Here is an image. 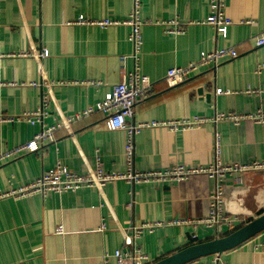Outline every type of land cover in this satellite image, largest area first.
<instances>
[{
    "label": "crops",
    "instance_id": "obj_1",
    "mask_svg": "<svg viewBox=\"0 0 264 264\" xmlns=\"http://www.w3.org/2000/svg\"><path fill=\"white\" fill-rule=\"evenodd\" d=\"M133 0H0V156L21 146L42 130L40 124L19 120L49 98L51 113L45 125L63 123L94 108L120 84L124 72L135 68L131 28L124 24ZM233 24L226 36L204 21L211 0H142L143 45L141 73L150 81L148 97L135 108L134 122L212 118L219 112L249 114L264 109V0H225ZM87 20L121 22L102 28L80 25ZM172 22L184 32L169 34ZM50 55L37 59L35 52ZM234 48L236 58H223L217 67H201L183 83L170 86V69L196 62L202 53ZM127 58L125 61L123 58ZM36 84V85H33ZM217 89L229 95H217ZM256 90L257 93H249ZM219 132L222 161L245 163L264 159V125L244 121L209 122L194 130L174 133L168 128L142 131L135 140L136 165L142 171L164 170L178 164L207 166L214 159ZM126 132L110 130L106 115L93 112L58 129L55 141L36 153H26L0 165V189L10 191L55 169L58 165L85 175L99 168L107 173L127 165ZM237 175L225 184L234 186ZM253 186L235 190L230 209L248 213L221 235L204 225H168L172 220L199 221L210 209L216 183L206 175L186 181L132 186L108 183L103 192L0 199V264H116L114 254L125 247L132 225L163 222L145 231L138 246L155 264L190 246L225 237L264 214V172L251 175ZM132 204V206H130ZM61 230V232L58 231ZM264 231L243 244L200 259L221 264H264ZM108 256L107 258H105Z\"/></svg>",
    "mask_w": 264,
    "mask_h": 264
},
{
    "label": "built area",
    "instance_id": "obj_2",
    "mask_svg": "<svg viewBox=\"0 0 264 264\" xmlns=\"http://www.w3.org/2000/svg\"><path fill=\"white\" fill-rule=\"evenodd\" d=\"M225 0H211V12L208 17L201 22L192 24L211 25L216 29L218 35L226 36L228 28L233 24L232 20L225 14ZM142 0H133V7L128 19L124 22L131 28L129 39L133 44L134 53L132 58L135 61V68L131 72H124L119 85L115 86L103 100L98 102L94 108H89L80 114L66 118L63 123L45 125L51 113L49 98L42 101L40 108L33 112L24 113L19 120H24L29 124H40L42 130L37 133L32 140L9 150L0 156V165L11 159L20 157L26 153H36L49 142L55 141V134L58 129L66 128L70 130L72 123L89 117L93 112H101L106 115L107 126L110 130H124L126 132V159L127 165L123 171L107 173L99 168L90 170L88 174H77L67 167L58 165L55 169L43 173L33 181L14 188L7 192L0 189L1 198H27L34 195L46 197L49 194L74 193L81 189H96L103 192L108 183L125 181L135 186L137 184H154L164 186L166 184L178 183L188 180L195 175H206L215 181L216 185L210 194V209L206 218L199 221L172 220L168 225H204L215 230L217 235H221L225 227H232L234 223L248 213L230 209V203L235 190H246L252 188L253 181L251 175L264 172V159H254L245 163H225L222 161V142L219 132L214 137V159L207 166H186L178 164L172 168L164 170L142 171L137 168L135 155L136 137L144 130L151 128H168L174 133L194 130L209 122L218 124L219 122H231L239 125L244 121H253L258 125H264V109H258L249 114L219 112L212 120L208 118L195 117L186 120H169L153 122H134L135 108L139 101L148 97L150 88L149 79L140 71L139 55L143 45L142 27L145 25L141 19ZM80 25H96L107 28L113 25H120L121 22L114 20L93 21L81 17L77 22ZM184 32L177 22H172L169 34H179ZM256 44L263 50L264 36L256 38ZM50 55L48 49L44 48L34 53L37 59H44ZM237 52L234 48H223L212 52L202 53L196 62L190 63L186 67L170 69L167 73V82L172 86L179 85L190 76L196 73L201 67L212 65L217 67L220 60L226 57L236 58ZM127 58H123L125 61ZM264 70V59L259 64L258 71ZM36 85V84H33ZM217 95H229V90L217 89ZM249 93H257L250 90ZM0 116V121H13ZM237 175L234 186H227L226 179L229 176ZM132 206V204L130 205ZM163 222H145L131 226V233L125 234V247L117 250L114 254L116 264H147L149 256L138 246L137 242L145 231L154 232L156 228L164 226ZM61 232L60 229H58ZM260 251H264V244L260 246ZM106 256L105 258H107ZM189 264H221L219 259L208 263L196 260Z\"/></svg>",
    "mask_w": 264,
    "mask_h": 264
},
{
    "label": "water",
    "instance_id": "obj_3",
    "mask_svg": "<svg viewBox=\"0 0 264 264\" xmlns=\"http://www.w3.org/2000/svg\"><path fill=\"white\" fill-rule=\"evenodd\" d=\"M264 231V214L228 236L190 246L155 264H189L208 256L223 254Z\"/></svg>",
    "mask_w": 264,
    "mask_h": 264
}]
</instances>
